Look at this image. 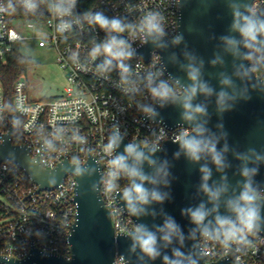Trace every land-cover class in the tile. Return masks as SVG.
<instances>
[{"label":"clouds","instance_id":"1","mask_svg":"<svg viewBox=\"0 0 264 264\" xmlns=\"http://www.w3.org/2000/svg\"><path fill=\"white\" fill-rule=\"evenodd\" d=\"M77 0H55L52 4L53 12L60 17L57 30L64 32L71 28V24L63 17L71 16L76 6ZM176 6H182L181 0H173ZM187 0H185V3ZM23 7L34 12L38 4L36 0H22ZM233 21L230 26L232 32L239 34V39L234 36H222L220 40L224 45V51L231 53L243 61H248L247 65L241 63L237 66L235 75L241 80L248 81L253 78L258 83H253L251 88L264 93V15L258 13L254 3L246 0H229ZM8 7H12L9 5ZM5 9L0 7V11ZM85 19L90 25L97 26L106 36L105 39L95 43L89 55L95 60L98 56H104V60L96 66L100 74H105L119 69L122 84H129L131 66L126 61L131 60L136 55V50L122 34L130 33L134 38L140 39L142 44L151 43L156 48L165 49L169 45L165 41L168 35L166 31V20L162 13L156 10L147 11L137 23L126 22L121 17H108L103 12L85 13ZM192 32L194 29L189 26L187 29ZM184 41L183 33H178L171 39L172 45H179ZM241 46L246 51L241 52ZM187 61L180 67L186 72L187 83L179 77L169 76L164 78L166 69L162 68L159 72H149L144 77L145 87L153 101L160 108L168 105L179 106L181 120L187 125L180 126L172 139V143L178 145V150L173 154L174 159L183 156L190 164L205 163L199 167L201 181L198 191L206 196L207 200L200 202L193 207H186L181 210V215L189 218L195 227L189 230L187 239H199L203 242H218L223 249L230 251L235 246L236 251H258L254 238L264 231V217L261 209L264 207V191L254 181L258 173V167L248 165H258L264 162V155L257 153L254 149H249L247 153H235L238 160L242 161L240 175L244 178L243 182H238V191L230 189L227 175H222L218 182L209 183L212 178L210 162L215 166L217 172L224 173L230 165L226 160V153L229 145L226 142L227 133L223 131V125L218 124L219 135L212 132L208 127L207 105L195 102L197 97L216 96L217 112L223 114L234 108L237 100H249V87L237 89L231 77L220 74L221 90L217 93L203 79V60L189 51L184 52ZM173 63L178 62V58L173 54L170 57ZM222 64L223 60L217 56L211 64ZM231 88L232 92L224 90ZM126 93L138 91L135 87H125ZM140 112L147 118L163 123L160 113L152 104L140 103L137 105ZM14 125L18 121L13 122ZM126 135V133H125ZM83 143L84 137H77ZM221 139L225 140L222 148H218ZM124 135L121 134L119 127H114L111 135L107 137V142L103 145L102 151L108 159L105 161L107 171L101 175L99 181L93 182L83 192L82 196L90 193H99L101 196L111 199L118 197L122 201L123 209L129 216L142 217L163 215L162 226H154L151 230L146 224H135L131 228H123L122 234L130 237L132 243L129 252L135 253L139 249L140 255L137 259L141 262L147 257L149 260H156L162 256L163 264H200V259L207 256L206 244L199 247L198 252L183 253L180 248H173L172 255L166 253L162 255L161 245L167 248L177 240L181 246L185 242V235L176 220L161 210L157 213L155 209L149 211V206L153 204H163L171 198L168 189L174 179L171 172V164L167 159L156 157V153L162 151V136L154 134L153 139L136 140L133 139L124 145L123 151L117 153L120 148ZM46 147L51 149V142H46ZM14 158V153H9ZM35 167L36 175L44 177L48 185L60 183L59 173L41 172L36 160L31 161ZM96 162L90 165H83L77 157H73L60 173L71 172L77 177H90L97 171ZM145 165L148 170L146 171ZM121 179L126 180L121 184ZM231 191L232 194H229ZM96 203L103 208V200L97 198ZM211 207H208V205ZM221 206L225 212H221ZM159 234V235H158ZM118 264H130L124 256H119Z\"/></svg>","mask_w":264,"mask_h":264},{"label":"built area","instance_id":"2","mask_svg":"<svg viewBox=\"0 0 264 264\" xmlns=\"http://www.w3.org/2000/svg\"><path fill=\"white\" fill-rule=\"evenodd\" d=\"M10 1L0 0V7L5 9L0 11V64H6L13 49L26 39L13 20L19 18V12L30 15L27 17L32 20L28 22L30 26L44 24L48 28V35L37 37L38 46L54 47L56 61L66 74V86L59 96L31 100L22 75L15 79L12 95L7 100L0 81V147L8 137L12 145L25 147L31 159H39L45 169L55 168L64 159L70 162L73 157L84 164L92 156L105 174L108 157L102 148L114 127H119L129 142L153 139L154 134L162 136L161 145L172 142L183 125L171 128L149 121L137 107L140 103L156 104L145 87L144 77L164 68L159 52L151 50L147 60L137 55L126 61L131 66L127 85L122 84L119 69L98 73L96 66L105 57L98 56L93 60L89 53L95 43L105 39L106 34L90 25L85 13L100 11L110 18L121 17L135 24L147 11L156 10L165 17L167 37L172 38L177 34L179 19V6L173 0H77L73 14L63 17L72 25L64 32L57 30L61 18L52 10L55 0H36L38 7L34 12L27 11L22 0H12L16 8L10 10ZM252 3L257 11L264 10V0H253ZM122 35L135 50L142 45L140 39L130 33ZM168 77L165 71L164 78ZM125 87H135L138 91L126 93ZM14 121L18 124L14 125ZM78 136L84 137L85 142L81 143ZM49 141L53 145L51 149L46 147ZM126 182L124 179L120 181L122 185ZM76 185L75 176L68 174L57 187L38 190V185L20 166L10 160H1L0 256L22 260L35 247L43 253L60 254L70 260L68 236L77 212L74 201ZM101 198L109 210L115 234H122L123 228L136 224L123 212L117 197ZM196 240L199 246L206 244L207 262L228 256L234 263L264 264V234L259 233L254 238L256 253L238 252L235 246L226 251L218 242L201 241L199 235ZM120 255L115 252L112 264H118Z\"/></svg>","mask_w":264,"mask_h":264},{"label":"water","instance_id":"3","mask_svg":"<svg viewBox=\"0 0 264 264\" xmlns=\"http://www.w3.org/2000/svg\"><path fill=\"white\" fill-rule=\"evenodd\" d=\"M252 1L246 0L248 3H252ZM181 4L182 6H179L177 34L183 33L184 41L179 45H172V38L166 36L165 41L169 45L167 48L159 49L151 43L142 44L136 49L135 56L138 55L147 60L150 56V51L156 49L161 56L163 66L168 75L179 77L183 82L187 83L186 72L180 67L181 64L187 63L184 57V52L187 50L194 53L198 59L203 60V79L209 83L215 92L218 93L222 88L220 84L221 73L231 77L238 90L245 85L249 87L251 99L247 101L242 99L237 100L234 108L223 114L217 112L215 95L211 97L200 95L195 101L207 105V127L219 135L220 129L217 128V125L222 124L223 131L227 133L226 142L229 145V151L226 153V160L230 166L225 169L224 173H220L216 171L214 165L208 162L209 167L212 169V178L209 183L218 182L222 175H227L230 189L238 191V182L242 183L244 178L240 175L242 161L236 158L235 153H247L249 149H254L257 153L264 155V93L251 88L253 83H258V80L255 78L244 81L235 75L239 64L243 63L247 65L249 62L243 61L238 57H234L231 53L224 51V45L220 37L234 36L237 39L240 38L238 33L230 30L233 16L228 6L229 0H187L186 3L185 0H181ZM258 13L264 15V10H258ZM189 26L194 29L192 32L187 30ZM240 51L244 52L246 49L241 46ZM173 54L178 58L177 63L170 61V57ZM217 56L223 60V63L211 64V61ZM224 90L229 93L232 92L231 88H225ZM154 106L163 119L162 124L171 128L178 125L187 126L181 120L182 109L179 106L168 105L160 108L157 103ZM146 119L153 121L147 117ZM153 122L160 123L159 118ZM128 142L124 138L120 148L116 152H122L124 145ZM224 143L225 140L221 139L218 148H222ZM162 149V151L157 152L155 155L160 159L169 160L171 164V172L174 179L170 188L162 189L169 191L171 198L163 204L149 206V211L155 209L157 213H160L163 210L164 213L172 216L180 225L186 237L183 246L174 239L171 245L164 248L163 242L159 241L162 255L166 253L171 256L173 248H180L185 254L198 252L199 247H193L194 245H198L197 240L187 239L189 230L195 227V225L190 222L188 217L181 215V210L186 207L196 206L200 202L207 200L206 196L198 191L201 181L199 167L205 161H201L198 164H190L183 156L179 159H174L173 154L178 150V145L171 141L163 143ZM9 153H14V158L10 157ZM1 160H10L20 166L29 178L38 185V190L53 189L61 184L68 174L73 175L71 172L60 173L59 171L68 164L69 161L67 159L58 163L53 169L43 168L39 163V159H35L42 173L60 174L59 184L48 185L44 177L36 175L35 167L31 163L33 159L29 157L27 149L23 146L12 145L8 137L5 138L3 145L0 147ZM93 162H96V160L90 156L83 165L87 166ZM95 166L97 171L94 175L83 178L75 176L77 185L74 201L77 204V212L75 221L72 224L71 233L68 236L71 259L65 260L60 254L43 253L37 248L32 247L29 254L22 260L7 259L0 256V262L4 264H112L115 252H119L130 261V264H163L162 256L154 261L145 257L144 261L141 262L137 259L138 255H140L139 249L135 253L129 252L132 243L130 237L123 234H115L109 210L104 205V202L103 208L99 207L96 203L97 198L102 200L99 193H90L87 196H82V192L89 185L95 181H99L101 178V167L97 162ZM248 166L258 167V173L254 177V181L264 191V162H260L258 165L250 163ZM145 169L146 171L148 170L147 165H145ZM229 194H232L231 191ZM117 201L123 212L127 214L123 209L122 201L118 197ZM208 207H211V205L209 204ZM221 212H225L223 206H221ZM261 215L264 217V207L261 209ZM130 217L136 224H146L153 231L155 230L154 226H162L164 221L163 215L159 214L155 217L150 215L139 218ZM260 234H264V231H261ZM198 235L199 233H197V237ZM200 264L246 263H234L228 256H224L212 262H207L205 257H203L200 259Z\"/></svg>","mask_w":264,"mask_h":264},{"label":"rangeland","instance_id":"4","mask_svg":"<svg viewBox=\"0 0 264 264\" xmlns=\"http://www.w3.org/2000/svg\"><path fill=\"white\" fill-rule=\"evenodd\" d=\"M30 20L21 15L13 20L15 27L26 37L17 45V48L21 54L31 59L23 75L27 85V95L31 100H48L63 93L66 86V74L56 61L54 47L38 46L37 37L48 35V28L44 24L32 27L28 24Z\"/></svg>","mask_w":264,"mask_h":264},{"label":"trees","instance_id":"5","mask_svg":"<svg viewBox=\"0 0 264 264\" xmlns=\"http://www.w3.org/2000/svg\"><path fill=\"white\" fill-rule=\"evenodd\" d=\"M9 5L12 6L9 7L10 10L16 8V5L12 2V0ZM19 15L31 17L30 15L20 12ZM30 63L31 59L29 57L21 54L18 48H14L8 57L7 63L4 65L0 64V81L3 85L7 100H10L12 95V86L15 79L26 73Z\"/></svg>","mask_w":264,"mask_h":264}]
</instances>
